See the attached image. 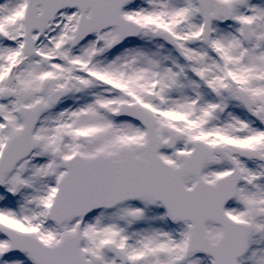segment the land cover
<instances>
[{"label": "snow or ice", "instance_id": "snow-or-ice-1", "mask_svg": "<svg viewBox=\"0 0 264 264\" xmlns=\"http://www.w3.org/2000/svg\"><path fill=\"white\" fill-rule=\"evenodd\" d=\"M0 264H264V0H0Z\"/></svg>", "mask_w": 264, "mask_h": 264}]
</instances>
